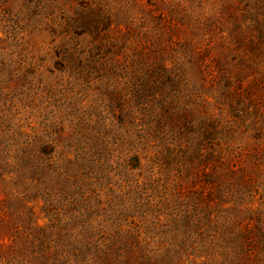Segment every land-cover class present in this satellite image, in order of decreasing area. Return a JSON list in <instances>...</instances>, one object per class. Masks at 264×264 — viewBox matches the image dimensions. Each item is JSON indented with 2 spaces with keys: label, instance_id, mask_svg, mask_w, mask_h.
<instances>
[{
  "label": "rangeland",
  "instance_id": "1",
  "mask_svg": "<svg viewBox=\"0 0 264 264\" xmlns=\"http://www.w3.org/2000/svg\"><path fill=\"white\" fill-rule=\"evenodd\" d=\"M249 4L0 0V264H264Z\"/></svg>",
  "mask_w": 264,
  "mask_h": 264
},
{
  "label": "trees",
  "instance_id": "2",
  "mask_svg": "<svg viewBox=\"0 0 264 264\" xmlns=\"http://www.w3.org/2000/svg\"><path fill=\"white\" fill-rule=\"evenodd\" d=\"M249 1V7L245 10V16L247 17L248 23L246 27H254L255 31L258 33L256 35V41L258 43L264 42V14L260 11L261 10V3L263 0H252L255 1L254 4H252L251 0ZM258 4V5H257ZM253 20V21H252Z\"/></svg>",
  "mask_w": 264,
  "mask_h": 264
}]
</instances>
